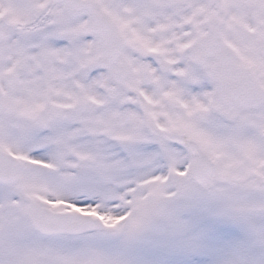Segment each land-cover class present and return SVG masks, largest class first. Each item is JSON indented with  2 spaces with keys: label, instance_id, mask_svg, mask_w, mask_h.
Returning a JSON list of instances; mask_svg holds the SVG:
<instances>
[{
  "label": "snow or ice",
  "instance_id": "obj_1",
  "mask_svg": "<svg viewBox=\"0 0 264 264\" xmlns=\"http://www.w3.org/2000/svg\"><path fill=\"white\" fill-rule=\"evenodd\" d=\"M0 264H264V0H0Z\"/></svg>",
  "mask_w": 264,
  "mask_h": 264
}]
</instances>
